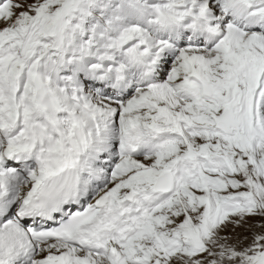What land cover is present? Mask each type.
<instances>
[{
  "label": "snow or ice",
  "instance_id": "1",
  "mask_svg": "<svg viewBox=\"0 0 264 264\" xmlns=\"http://www.w3.org/2000/svg\"><path fill=\"white\" fill-rule=\"evenodd\" d=\"M0 264H264V0H0Z\"/></svg>",
  "mask_w": 264,
  "mask_h": 264
}]
</instances>
